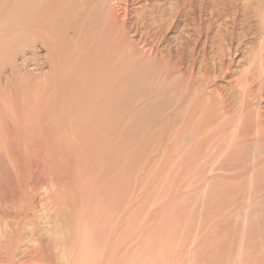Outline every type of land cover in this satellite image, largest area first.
Returning <instances> with one entry per match:
<instances>
[{"label":"rangeland","instance_id":"374dc122","mask_svg":"<svg viewBox=\"0 0 264 264\" xmlns=\"http://www.w3.org/2000/svg\"><path fill=\"white\" fill-rule=\"evenodd\" d=\"M99 2L145 62L119 72L128 84L94 88L95 73L70 64L81 86L55 99L71 107L53 119L69 129L64 161L91 197L66 209L89 240L99 233L84 255L100 258L81 264L103 263L110 239L118 264H264V0ZM76 49L59 58L78 62ZM34 52L43 75L48 47L38 41ZM29 185L44 212L41 184ZM31 246L13 264H36Z\"/></svg>","mask_w":264,"mask_h":264},{"label":"bare ground","instance_id":"6f19581e","mask_svg":"<svg viewBox=\"0 0 264 264\" xmlns=\"http://www.w3.org/2000/svg\"><path fill=\"white\" fill-rule=\"evenodd\" d=\"M100 3L0 0V73L5 64L12 67L7 80L0 76V261L9 263L24 243L32 245L30 254L36 264H81L100 258L95 250L84 255L88 244L98 245L99 233L89 240L86 221L78 219L77 211L66 209L83 207L81 199L91 197L87 180L71 172L64 161L66 150L61 144L69 132L66 120H53L59 112H71L70 106L55 99L76 94L83 77L74 73L75 68L95 73L87 84L94 88L104 82L114 86L120 80L128 84L119 72L145 62L130 47L124 22L117 23ZM38 41L48 47L50 59V70L43 75H36L31 67L36 64ZM75 46L78 62L59 58L67 47ZM26 52L31 56L17 64ZM33 181L43 190L42 213L35 210V185H29ZM104 244L108 253L102 255L101 264H118L113 239Z\"/></svg>","mask_w":264,"mask_h":264}]
</instances>
